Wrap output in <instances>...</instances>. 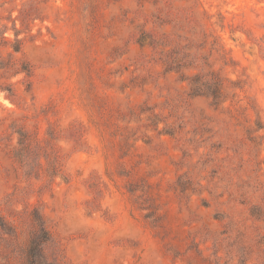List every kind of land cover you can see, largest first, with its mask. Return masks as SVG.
Returning a JSON list of instances; mask_svg holds the SVG:
<instances>
[{
	"label": "rangeland",
	"instance_id": "rangeland-1",
	"mask_svg": "<svg viewBox=\"0 0 264 264\" xmlns=\"http://www.w3.org/2000/svg\"><path fill=\"white\" fill-rule=\"evenodd\" d=\"M34 208L52 264H264V0H0V264Z\"/></svg>",
	"mask_w": 264,
	"mask_h": 264
},
{
	"label": "trees",
	"instance_id": "trees-1",
	"mask_svg": "<svg viewBox=\"0 0 264 264\" xmlns=\"http://www.w3.org/2000/svg\"><path fill=\"white\" fill-rule=\"evenodd\" d=\"M201 77V76H200ZM195 80L199 82H193L192 85L203 88L205 90H210L211 82H201L198 76H195ZM217 88V86L215 87ZM8 92L11 90L8 88ZM214 99L215 94H212ZM14 133L18 136L17 138V147L14 150V158L18 163L25 169V173L28 176L37 179L40 177L41 169L44 170L46 177L48 178V183L52 184L56 178H61L63 181L67 182L68 179L63 174L62 167L59 162V155L54 154V158L51 157V152L48 150L47 153L42 152L41 154L33 153L29 148V135L23 128H16ZM75 136V132H74ZM57 139V135L54 131H47L46 147L49 146V143L54 142ZM51 150V148H50ZM32 154V156H31ZM44 160V165L41 163V160ZM34 171V172H32ZM31 218V232L29 234L28 242L25 248V259L24 264H52L48 261L45 254V246L52 241L51 233L48 230L43 216L37 208H34L30 212ZM0 228L3 232L7 234L15 235V230L11 229V232H6L9 229L7 225L0 218ZM243 264V263H241Z\"/></svg>",
	"mask_w": 264,
	"mask_h": 264
}]
</instances>
